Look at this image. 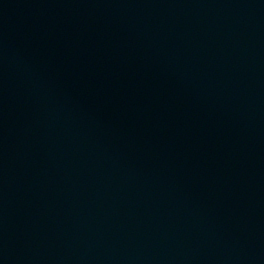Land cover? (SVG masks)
Here are the masks:
<instances>
[{
  "label": "water",
  "instance_id": "obj_1",
  "mask_svg": "<svg viewBox=\"0 0 264 264\" xmlns=\"http://www.w3.org/2000/svg\"><path fill=\"white\" fill-rule=\"evenodd\" d=\"M0 264H264V0H0Z\"/></svg>",
  "mask_w": 264,
  "mask_h": 264
}]
</instances>
